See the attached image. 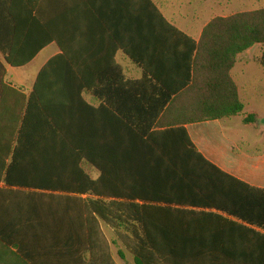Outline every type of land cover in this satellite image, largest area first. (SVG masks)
Wrapping results in <instances>:
<instances>
[{"label": "trees", "instance_id": "trees-1", "mask_svg": "<svg viewBox=\"0 0 264 264\" xmlns=\"http://www.w3.org/2000/svg\"><path fill=\"white\" fill-rule=\"evenodd\" d=\"M146 1L157 19V55L172 59L168 75L126 47L143 69L140 80L126 79L113 57L88 76L57 74L53 58L15 110L8 200L0 190V258L9 255L10 264H116L102 226L131 264H264V234L256 231L264 232V190L206 160L184 129L242 114L231 71L253 46L264 69V8L214 17L195 42ZM30 14L15 16L10 0H0V35L9 39L0 51L13 68L55 39L46 30L45 42H25ZM89 80L101 85L91 91L98 108L82 91L61 89L74 82L86 89Z\"/></svg>", "mask_w": 264, "mask_h": 264}, {"label": "crops", "instance_id": "crops-1", "mask_svg": "<svg viewBox=\"0 0 264 264\" xmlns=\"http://www.w3.org/2000/svg\"><path fill=\"white\" fill-rule=\"evenodd\" d=\"M149 1L170 25L195 42H198L203 28L210 21L203 17L208 0ZM10 11L15 16L21 12H31L24 27L28 30L23 38L25 42H45L48 38L46 30H50L55 39L47 40L48 44L21 68L9 66L0 51V190L7 191V200L10 187L5 186L3 179L14 146L10 122L22 103L25 107L37 76L48 61L57 58L55 72L62 76L82 70L88 76L104 70L113 57L126 79L140 80L143 69L125 54L124 47L143 59L155 73L168 75L172 60L168 56L157 55V19H153L155 17L146 0H10ZM0 29H3L2 23ZM0 42H9L8 35H0ZM58 43L63 45L65 52L61 51ZM236 85L244 104L241 115L187 124L184 129L206 160L244 184L264 190V149L248 151L244 148H248L246 141L235 139L226 130L227 122L233 118L241 117V124L252 125L259 117L255 106L250 108L242 100L240 87L238 83ZM61 86L63 91H82L81 97L88 106L98 108L101 105L91 93L101 88L95 80H89L86 89L76 82ZM245 108L250 112H244ZM250 114L255 115V121L244 124V117ZM165 126L158 130L167 129ZM92 170L98 175L94 168ZM6 218H9L8 215ZM0 264H10V256L1 257Z\"/></svg>", "mask_w": 264, "mask_h": 264}, {"label": "rangeland", "instance_id": "rangeland-1", "mask_svg": "<svg viewBox=\"0 0 264 264\" xmlns=\"http://www.w3.org/2000/svg\"><path fill=\"white\" fill-rule=\"evenodd\" d=\"M264 8V0H208L203 17L207 21L218 16H230L239 12L253 11ZM204 9H202L203 11ZM261 52L260 46H253L240 57L238 64L232 71V76L238 83L241 98L248 107L255 106L258 120L256 124L243 125L241 117H236L227 122L226 130L238 140H244L248 144L244 148L248 151L264 149V69L254 62V58ZM246 113L250 112L245 108ZM83 168L91 178L96 179L97 173L92 167L84 164ZM102 231L110 244L113 260L116 264H131L132 256L127 253L119 243L115 242V235L106 226H102ZM123 251L125 259L121 260L118 251Z\"/></svg>", "mask_w": 264, "mask_h": 264}, {"label": "bare ground", "instance_id": "bare-ground-1", "mask_svg": "<svg viewBox=\"0 0 264 264\" xmlns=\"http://www.w3.org/2000/svg\"><path fill=\"white\" fill-rule=\"evenodd\" d=\"M178 106V105H177ZM171 107V106H170Z\"/></svg>", "mask_w": 264, "mask_h": 264}]
</instances>
